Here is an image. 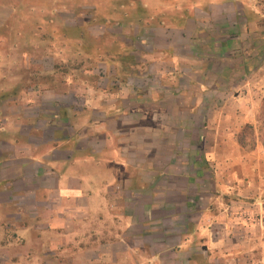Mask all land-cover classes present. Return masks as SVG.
I'll list each match as a JSON object with an SVG mask.
<instances>
[{"label": "crops", "instance_id": "0c3cea01", "mask_svg": "<svg viewBox=\"0 0 264 264\" xmlns=\"http://www.w3.org/2000/svg\"><path fill=\"white\" fill-rule=\"evenodd\" d=\"M152 1L141 0L147 13ZM156 2L174 21L171 27L143 24L152 35L150 47L162 55L150 74L160 80L158 94L135 89L128 103L124 90H70L85 99L80 126L70 115L72 92L44 89L26 104L25 93L9 104L12 96L0 99V121L20 129L32 153L46 143L54 150L36 163L20 140L0 144V186L7 188V202L16 204L0 234V251L7 253L0 264H264V150L258 141L254 147L237 141L245 125L257 126L264 100V0ZM148 65L139 75L150 76ZM171 74L187 81L175 93L194 97L190 106L176 108L189 119L137 118L144 111L165 118L172 113V104L160 98L173 95L162 85ZM89 89L115 104L91 105ZM235 92L238 109L228 119L226 107L204 98ZM28 108L36 112L34 121ZM96 113L103 118H93ZM205 113H211L209 121ZM121 137L127 139L118 143V171L79 174L58 166L94 161Z\"/></svg>", "mask_w": 264, "mask_h": 264}, {"label": "rangeland", "instance_id": "374dc122", "mask_svg": "<svg viewBox=\"0 0 264 264\" xmlns=\"http://www.w3.org/2000/svg\"><path fill=\"white\" fill-rule=\"evenodd\" d=\"M153 1L152 12L147 13L145 10H137L140 7L144 9L141 0H0V99L3 97L10 99L12 96L13 100H7L9 104L25 93L22 99L26 104L27 100L36 102L35 94L39 95V92L42 93L44 89L54 90L59 94H68L72 92L70 90L79 92L87 86L110 89L111 94L124 90L128 103L130 96L135 94V89H139V93L143 95L153 92L158 94V90L163 89L160 88V80L150 74L158 71L160 66L154 65L156 64L154 61L160 59L162 55L154 49L153 45L150 47L149 44L153 43L150 38L152 35L143 29V24L149 23L151 26L161 24L171 27L174 21L172 16L158 10L159 4L156 1L160 2V0ZM127 12H131L134 18L126 16ZM150 55H153V58ZM135 57L142 58L140 64L136 63ZM147 64L149 65L146 71L152 67L150 76L139 75ZM167 77L162 85L171 88L173 95L160 98L172 104L171 115L167 114V119L163 112L144 111L139 112L137 118H150L156 122L165 120L178 122L186 115L187 118L189 117L188 112H181L182 116L179 117L180 114L176 108L184 109L190 106L194 97H185L175 93V90L185 89L187 81L174 78L173 74ZM207 82L210 84L211 80H205V83ZM237 82V87L243 83L242 80ZM225 87H230V85L226 83ZM87 92H89V101L93 106L105 100H108L109 106L113 107L115 104V101H111L110 98H102L100 91L89 89ZM72 93L69 99L75 106L70 109V115H74L72 116L73 121L80 126L85 120L79 115L81 114L79 106L85 103V99L81 93ZM141 98L146 99V103H153L148 101V97L142 96ZM204 98L208 99L205 100L206 104L210 105L212 101L209 99H213L214 104L219 105V108L222 107L221 105L226 107V112H223L226 119L232 116L235 109H238V103H236L239 102L238 92H235V96H205ZM162 103L165 104V102ZM160 105L161 103L158 106ZM147 107L157 106L148 105ZM8 109V114H17L16 112L11 113ZM117 109L119 110L114 107V110ZM30 111L31 108H28L25 112L31 115L32 119L29 118V120L34 121L36 118L33 115L36 112L30 113ZM56 111L57 109L54 110V114H57ZM47 112V114L53 113ZM260 112L261 110L256 115V120ZM112 113L123 115L121 111ZM97 115L96 113L93 118L104 116L103 114ZM210 115L211 113H205L204 119L209 121ZM0 123L2 124L0 144H14L20 140L24 148H29L24 150L26 154L34 158L36 163L41 162V155H44L42 159L53 157V145L50 143L39 145L32 153L33 148L28 141L24 140L20 129L14 126L7 127L1 121ZM254 128L258 135L260 123L258 122ZM221 133L223 134L224 130ZM126 139L127 137H121L118 142H114L112 150L97 153L94 161L87 162L83 158L77 163H75L77 159L60 163L54 161V163H58L62 169L69 167L70 170L79 174H85L88 170L94 172L95 175L101 172L109 174L119 170L117 163H122V161L117 162L118 143ZM45 165L50 167L53 161L49 159ZM15 207V203L7 202V188L1 185L0 234L4 233L7 216L15 214ZM1 258H7L5 251H0V260ZM161 260L163 262L166 259L161 257ZM159 262L160 260H157V264H160Z\"/></svg>", "mask_w": 264, "mask_h": 264}, {"label": "trees", "instance_id": "16d2710c", "mask_svg": "<svg viewBox=\"0 0 264 264\" xmlns=\"http://www.w3.org/2000/svg\"><path fill=\"white\" fill-rule=\"evenodd\" d=\"M137 10H144V9L140 7ZM126 16H132L134 18L131 12H127ZM257 120L260 123L258 135L254 126L250 124H247L238 134L237 141L239 145H241L242 147L245 146L254 147L258 141L264 150V100L261 106L260 116L258 117Z\"/></svg>", "mask_w": 264, "mask_h": 264}]
</instances>
